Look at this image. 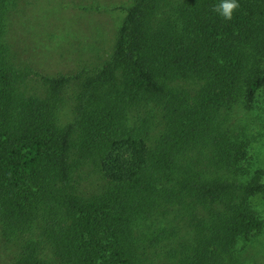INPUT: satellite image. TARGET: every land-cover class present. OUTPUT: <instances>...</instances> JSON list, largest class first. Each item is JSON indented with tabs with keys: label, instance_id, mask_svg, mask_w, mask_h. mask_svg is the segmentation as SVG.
Instances as JSON below:
<instances>
[{
	"label": "trees",
	"instance_id": "1",
	"mask_svg": "<svg viewBox=\"0 0 264 264\" xmlns=\"http://www.w3.org/2000/svg\"><path fill=\"white\" fill-rule=\"evenodd\" d=\"M16 2L0 0V264L249 263L264 170L229 115L264 86V0L231 21L219 0H132L101 66L53 75L21 57L25 11L7 36Z\"/></svg>",
	"mask_w": 264,
	"mask_h": 264
},
{
	"label": "rangeland",
	"instance_id": "2",
	"mask_svg": "<svg viewBox=\"0 0 264 264\" xmlns=\"http://www.w3.org/2000/svg\"><path fill=\"white\" fill-rule=\"evenodd\" d=\"M131 2L17 0L14 7H9L8 20H13L11 25L6 24L7 36L12 37L13 34L11 42H15V33L19 29L14 27L13 22L19 19L21 11H25L22 17L27 18V31L19 42L24 49L21 57L30 66L52 75L72 74L83 68L95 69L111 55L125 8ZM229 116L231 129L242 125L247 128L245 132L250 146L245 165L250 167V171L257 168L264 170V86L258 90L252 109L243 110L236 106ZM3 255L7 256L4 252ZM241 256L246 263L249 261L247 264H253L254 260L264 264V242L249 244Z\"/></svg>",
	"mask_w": 264,
	"mask_h": 264
},
{
	"label": "clouds",
	"instance_id": "3",
	"mask_svg": "<svg viewBox=\"0 0 264 264\" xmlns=\"http://www.w3.org/2000/svg\"><path fill=\"white\" fill-rule=\"evenodd\" d=\"M240 7L238 0H219V3L213 5L212 11L217 13L225 21L233 19V13Z\"/></svg>",
	"mask_w": 264,
	"mask_h": 264
}]
</instances>
